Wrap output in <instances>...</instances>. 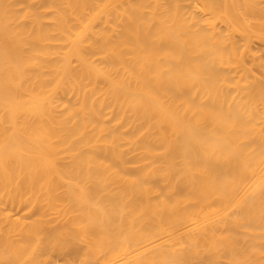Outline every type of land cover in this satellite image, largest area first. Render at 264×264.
I'll use <instances>...</instances> for the list:
<instances>
[{"label":"bare ground","instance_id":"1","mask_svg":"<svg viewBox=\"0 0 264 264\" xmlns=\"http://www.w3.org/2000/svg\"><path fill=\"white\" fill-rule=\"evenodd\" d=\"M0 264H264V0H0Z\"/></svg>","mask_w":264,"mask_h":264}]
</instances>
